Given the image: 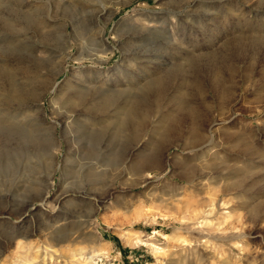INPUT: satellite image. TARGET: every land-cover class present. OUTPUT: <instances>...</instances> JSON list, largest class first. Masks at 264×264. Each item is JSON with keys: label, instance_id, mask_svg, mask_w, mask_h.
Instances as JSON below:
<instances>
[{"label": "rangeland", "instance_id": "374dc122", "mask_svg": "<svg viewBox=\"0 0 264 264\" xmlns=\"http://www.w3.org/2000/svg\"><path fill=\"white\" fill-rule=\"evenodd\" d=\"M0 264H264V0H0Z\"/></svg>", "mask_w": 264, "mask_h": 264}, {"label": "bare ground", "instance_id": "6f19581e", "mask_svg": "<svg viewBox=\"0 0 264 264\" xmlns=\"http://www.w3.org/2000/svg\"><path fill=\"white\" fill-rule=\"evenodd\" d=\"M127 109V108H126ZM129 110V109H128ZM125 111V110H124ZM132 120V119H131ZM2 132V131H1Z\"/></svg>", "mask_w": 264, "mask_h": 264}]
</instances>
